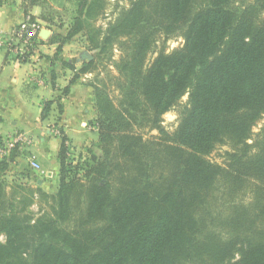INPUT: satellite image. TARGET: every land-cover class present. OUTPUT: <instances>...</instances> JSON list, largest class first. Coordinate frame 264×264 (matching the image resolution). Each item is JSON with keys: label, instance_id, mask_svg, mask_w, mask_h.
<instances>
[{"label": "trees", "instance_id": "trees-1", "mask_svg": "<svg viewBox=\"0 0 264 264\" xmlns=\"http://www.w3.org/2000/svg\"><path fill=\"white\" fill-rule=\"evenodd\" d=\"M102 1L82 2L86 16ZM183 28V48L149 65L156 35ZM90 41L121 52V98L95 87L101 156L84 171L62 137L52 195L14 184L9 200L0 174V264H264V126L252 140L264 118V0H138ZM186 95L169 132L162 116ZM224 145L223 164L212 162Z\"/></svg>", "mask_w": 264, "mask_h": 264}, {"label": "crops", "instance_id": "crops-1", "mask_svg": "<svg viewBox=\"0 0 264 264\" xmlns=\"http://www.w3.org/2000/svg\"><path fill=\"white\" fill-rule=\"evenodd\" d=\"M55 1L59 0H0V137L21 136L22 145H26L20 154L12 155L8 168L0 174L6 183L11 176L18 183L16 179L23 176L18 174H26L29 179L27 175L41 168L35 161L39 156L44 171L36 177V190L44 192L45 179L58 182L60 176L62 137L70 144L88 146L97 142L98 135L95 88L89 78L93 71L86 68L88 57L84 52L80 59L77 53L68 54L67 43L51 42L57 34L45 28L53 25L46 13L53 10ZM28 17L40 24V34L44 30L51 34L48 38L40 36L32 54L21 59L17 47L10 43V36ZM87 123L91 131L86 128ZM29 153L35 157L31 167L27 164Z\"/></svg>", "mask_w": 264, "mask_h": 264}, {"label": "rangeland", "instance_id": "rangeland-1", "mask_svg": "<svg viewBox=\"0 0 264 264\" xmlns=\"http://www.w3.org/2000/svg\"><path fill=\"white\" fill-rule=\"evenodd\" d=\"M85 1V0H84ZM83 0H59L55 1V5L51 8L50 11L46 13L47 18L49 21L53 23L52 27L45 26L47 29L50 28L55 34L54 40L63 42L66 44V51L68 54H75L77 53L78 59H80L81 52H84L83 54H92L96 56L95 65L91 67L92 74L89 77L91 84L93 85V88L96 86L98 88H102L104 85L108 84L109 86H113L112 88L108 89L111 93L112 98L117 102L121 97L119 96L120 93L114 86L113 81L118 77V71L116 70V63L120 59L121 52L117 46V43H115L114 47L116 49H112V52L109 51H101L97 49L92 48V42L90 41L91 36L94 34L96 35L98 29L101 31H105L110 23L116 24L118 23L123 16L132 8L133 4H135L138 0H103L104 2V11H95L96 14L94 15V18H89L86 16V6L82 2ZM81 3L83 4L81 8ZM54 7H57L54 9ZM79 19H81V22H85L87 26L80 25ZM185 29H181L175 33L170 34L169 36L165 35V33H158L156 37L158 38V41L156 45L154 46V49L150 51L147 62L150 63L155 59L160 53H172L176 50H179L183 48V46L186 43L185 35H184ZM103 38V34L100 35L98 38L95 39V41H101ZM83 58V57H81ZM85 62H87L86 59H83ZM88 78V79H89ZM95 92V89H94ZM118 99V100H117ZM187 106V95L184 96L181 101L172 108L169 112L164 114L162 116V127H164L169 132H172L177 127L181 114L185 110ZM97 111V109H96ZM48 112V111H47ZM56 112V111H55ZM98 113V112H97ZM50 115V114H49ZM56 115V114H55ZM57 116V115H56ZM95 126L96 123H95ZM264 126V118L261 119V121L254 127L253 133L254 136L252 137V140L254 141V138L256 137L261 128ZM86 128L89 129V131L92 130L90 123H87ZM99 135V134H98ZM97 135V142H92L88 146H77L70 144L69 140L66 142L67 146V152L66 157L69 159V162L72 161L74 163L81 164V168L85 171V166L89 165L88 163H92V158L101 156V150L99 148V136ZM143 135L146 139L157 137L158 132L157 131H150L146 130L143 131ZM14 138V135H9L4 138L0 137V140L2 142H5L7 140H12ZM0 141V142H1ZM253 141H249V143H252ZM24 145H20V147H14L10 150V157L7 158V161L12 157L13 154H20L19 151L23 148ZM26 145L24 146V148ZM24 151V150H23ZM227 151H231V148L228 145L219 146L216 148V150L209 156L210 160L212 162L223 164L225 161V154ZM27 151L26 153H28ZM25 153V154H26ZM30 157L28 158L27 164L31 167V160L38 161L41 168L38 172H32L30 175H27L30 177L29 179H26V174H18L23 175L20 176L19 179H16L18 183H15L13 177L7 179V197L9 200L12 196L11 194L14 191V184H18L19 186L23 187H31L36 190L37 188V181L36 177L42 175V172L44 171L41 158L39 156L37 158H32V153H29ZM37 156V154H36ZM35 158V159H34ZM30 159V160H29ZM38 159V160H37ZM50 167V164H48ZM51 168V167H50ZM24 173V172H23ZM27 173H30V170H27ZM76 174V172L74 173ZM81 175H83V170L80 172ZM34 175V178H33ZM41 177H45L44 175ZM60 178V176H59ZM59 178L58 182H53L50 179H45V190L48 195H52L55 190L58 187L59 184ZM31 179V180H30ZM26 183L25 182H30ZM49 180V182H48ZM40 184V183H39ZM43 184V183H41ZM38 197V196H36ZM249 194L245 197V202H248L250 200ZM20 199L17 198L15 203H17ZM44 208L47 209L49 204L48 200H44ZM41 206V207H40ZM42 205L40 204V201H37V198H34L33 204L30 206V208L27 210V213L32 216L34 219L37 218L40 214H42ZM6 236L4 234L0 235V241L2 243H5ZM240 252L236 251V254L234 256V261L239 258Z\"/></svg>", "mask_w": 264, "mask_h": 264}, {"label": "built area", "instance_id": "built-area-1", "mask_svg": "<svg viewBox=\"0 0 264 264\" xmlns=\"http://www.w3.org/2000/svg\"><path fill=\"white\" fill-rule=\"evenodd\" d=\"M40 31V24L29 17L12 31L10 43H14L13 48L17 47L21 59H26L35 50L37 41L40 39ZM23 142L21 136H15L10 141L0 143V162L7 158L12 148L22 145Z\"/></svg>", "mask_w": 264, "mask_h": 264}, {"label": "water", "instance_id": "water-1", "mask_svg": "<svg viewBox=\"0 0 264 264\" xmlns=\"http://www.w3.org/2000/svg\"><path fill=\"white\" fill-rule=\"evenodd\" d=\"M51 33L49 32V31H46V30H44L43 32H42V34H40V36L42 37V38H48L49 37V35H50ZM85 56L86 57H90V55L89 54H85Z\"/></svg>", "mask_w": 264, "mask_h": 264}]
</instances>
